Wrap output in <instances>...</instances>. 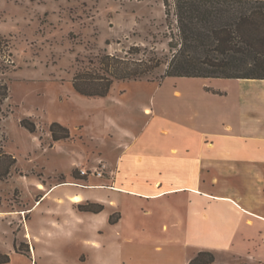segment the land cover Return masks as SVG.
<instances>
[{
	"label": "rangeland",
	"instance_id": "1",
	"mask_svg": "<svg viewBox=\"0 0 264 264\" xmlns=\"http://www.w3.org/2000/svg\"><path fill=\"white\" fill-rule=\"evenodd\" d=\"M176 32V24L166 22L164 0H0V38L10 61L3 67L8 70L0 65V81L9 87L0 108V152L16 159L10 175L0 179V253L10 256L8 264H32L26 242L34 197L43 192L38 185L65 184L67 192L82 179H95L96 172L106 178L107 159H114L126 131L138 135L148 129L138 146L164 149L172 137L158 133L202 130L203 108L213 110L211 99L234 114L239 80L210 86L204 78L162 79L166 64L139 81L115 80L107 97H86L73 88L79 73H104L105 55L156 56L165 63ZM132 46L141 53L131 54ZM25 119L35 124V133L21 126ZM53 123L66 128L69 138L55 141ZM67 244L66 256L86 259L81 247Z\"/></svg>",
	"mask_w": 264,
	"mask_h": 264
},
{
	"label": "crops",
	"instance_id": "2",
	"mask_svg": "<svg viewBox=\"0 0 264 264\" xmlns=\"http://www.w3.org/2000/svg\"><path fill=\"white\" fill-rule=\"evenodd\" d=\"M237 83L234 114L211 99L202 130L160 131L172 137L160 150L138 146L148 129L126 131L106 178L67 192L44 184L28 227L32 264H189L201 251L215 255L213 264L264 261V80ZM88 204L103 209L79 210ZM68 241L85 260L66 256Z\"/></svg>",
	"mask_w": 264,
	"mask_h": 264
},
{
	"label": "trees",
	"instance_id": "3",
	"mask_svg": "<svg viewBox=\"0 0 264 264\" xmlns=\"http://www.w3.org/2000/svg\"><path fill=\"white\" fill-rule=\"evenodd\" d=\"M167 24H176L177 32L169 42L171 56L164 63L152 58H122L105 55L101 58L103 74H77L73 88L86 97H107L114 81H139L148 78L157 68L167 65L162 79L204 78L264 80V0H164ZM0 38V65L10 63L3 55ZM131 54H140L138 46ZM6 67L4 70H8ZM9 98V87L0 81V108ZM21 126L30 133L36 126L28 119ZM55 141L69 138L66 128L51 125ZM16 159L0 152V179L10 175ZM80 211L97 213L102 206L80 205ZM111 223L115 219H110ZM17 250V245L15 246ZM11 258L0 253V264ZM215 255L201 251L189 264H213Z\"/></svg>",
	"mask_w": 264,
	"mask_h": 264
},
{
	"label": "built area",
	"instance_id": "4",
	"mask_svg": "<svg viewBox=\"0 0 264 264\" xmlns=\"http://www.w3.org/2000/svg\"><path fill=\"white\" fill-rule=\"evenodd\" d=\"M94 175L97 176V177H102L103 173L102 172H96V173H94Z\"/></svg>",
	"mask_w": 264,
	"mask_h": 264
},
{
	"label": "bare ground",
	"instance_id": "5",
	"mask_svg": "<svg viewBox=\"0 0 264 264\" xmlns=\"http://www.w3.org/2000/svg\"><path fill=\"white\" fill-rule=\"evenodd\" d=\"M38 188L42 190L43 189V186L42 185H39ZM75 201L78 202L79 201V198H76Z\"/></svg>",
	"mask_w": 264,
	"mask_h": 264
}]
</instances>
